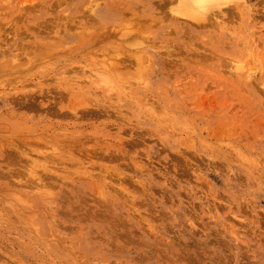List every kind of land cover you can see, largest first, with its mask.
Here are the masks:
<instances>
[{"label":"rangeland","instance_id":"374dc122","mask_svg":"<svg viewBox=\"0 0 264 264\" xmlns=\"http://www.w3.org/2000/svg\"><path fill=\"white\" fill-rule=\"evenodd\" d=\"M195 2L0 0V264H264V0Z\"/></svg>","mask_w":264,"mask_h":264},{"label":"bare ground","instance_id":"6f19581e","mask_svg":"<svg viewBox=\"0 0 264 264\" xmlns=\"http://www.w3.org/2000/svg\"><path fill=\"white\" fill-rule=\"evenodd\" d=\"M202 12L206 11L210 7V3H217L219 0H195ZM213 6V4H212ZM194 10V9H193ZM202 16V15H201Z\"/></svg>","mask_w":264,"mask_h":264}]
</instances>
